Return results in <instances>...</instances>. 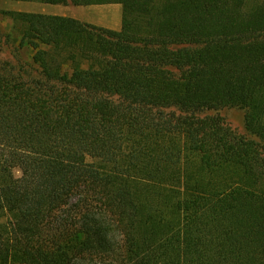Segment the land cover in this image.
<instances>
[{
    "label": "trees",
    "instance_id": "obj_1",
    "mask_svg": "<svg viewBox=\"0 0 264 264\" xmlns=\"http://www.w3.org/2000/svg\"><path fill=\"white\" fill-rule=\"evenodd\" d=\"M12 1L118 3L123 21L1 11L39 74L0 62V249L264 264V0ZM226 106L259 140L199 115Z\"/></svg>",
    "mask_w": 264,
    "mask_h": 264
},
{
    "label": "rangeland",
    "instance_id": "obj_2",
    "mask_svg": "<svg viewBox=\"0 0 264 264\" xmlns=\"http://www.w3.org/2000/svg\"><path fill=\"white\" fill-rule=\"evenodd\" d=\"M4 10L71 16L96 26L114 30L122 29L123 6L118 3L77 6L74 4L51 5L29 1L0 0V62L8 63L14 68L15 73L25 75L27 78L38 76L39 67L34 63L33 52L29 46L21 47L19 41L13 40V37L11 39L7 37L9 33L16 36V30H14L12 19L1 12ZM173 70L177 76L183 75V71L177 68H173ZM246 111V108L243 107L226 106L218 110H206L199 115H220L235 132L259 140L246 129ZM16 175L20 176L21 171L16 170ZM21 253L27 254L28 257H35L33 251L0 249V264H41L38 260L34 263L26 258L17 261Z\"/></svg>",
    "mask_w": 264,
    "mask_h": 264
},
{
    "label": "crops",
    "instance_id": "obj_3",
    "mask_svg": "<svg viewBox=\"0 0 264 264\" xmlns=\"http://www.w3.org/2000/svg\"><path fill=\"white\" fill-rule=\"evenodd\" d=\"M18 257H20V255H19ZM25 257H26V256H25Z\"/></svg>",
    "mask_w": 264,
    "mask_h": 264
}]
</instances>
